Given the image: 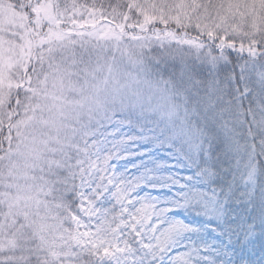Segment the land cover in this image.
<instances>
[{
  "label": "snow or ice",
  "instance_id": "snow-or-ice-1",
  "mask_svg": "<svg viewBox=\"0 0 264 264\" xmlns=\"http://www.w3.org/2000/svg\"><path fill=\"white\" fill-rule=\"evenodd\" d=\"M0 264H264V0H0Z\"/></svg>",
  "mask_w": 264,
  "mask_h": 264
}]
</instances>
